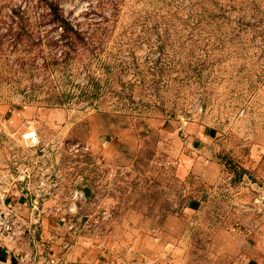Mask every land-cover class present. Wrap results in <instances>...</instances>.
<instances>
[{
	"label": "rangeland",
	"instance_id": "374dc122",
	"mask_svg": "<svg viewBox=\"0 0 264 264\" xmlns=\"http://www.w3.org/2000/svg\"><path fill=\"white\" fill-rule=\"evenodd\" d=\"M55 2L90 36L65 63L3 30L13 5L32 3L33 20L34 0H0V154L44 172L37 205L60 207L71 234L109 255L101 264L264 255V0ZM90 77L97 92L84 99ZM38 238L26 245L36 257Z\"/></svg>",
	"mask_w": 264,
	"mask_h": 264
},
{
	"label": "crops",
	"instance_id": "0c3cea01",
	"mask_svg": "<svg viewBox=\"0 0 264 264\" xmlns=\"http://www.w3.org/2000/svg\"><path fill=\"white\" fill-rule=\"evenodd\" d=\"M4 155L7 154H0V174L8 171L15 172L20 164L16 168H13V165H7L9 160ZM33 195L35 197L34 190H27L21 184L13 185L8 195V202L14 207V212L17 215L30 218L31 215L36 213L32 208ZM38 206L39 209L37 208V210L40 217L39 222L35 225V231L39 237V250L43 256L56 257L59 264H101L107 262L109 255L105 256V254H100V250L85 247L81 240L71 234V231H69L71 228L68 227V224L46 218L48 216L47 212H52V210H47L43 204ZM32 241L33 236L23 237L14 250H9L0 243V264H17L21 256L29 254L27 243ZM241 257L242 261L245 260L244 264H264V255L261 256L258 252L256 255L250 256L248 252L243 251ZM29 264H42V262L34 260Z\"/></svg>",
	"mask_w": 264,
	"mask_h": 264
},
{
	"label": "trees",
	"instance_id": "16d2710c",
	"mask_svg": "<svg viewBox=\"0 0 264 264\" xmlns=\"http://www.w3.org/2000/svg\"><path fill=\"white\" fill-rule=\"evenodd\" d=\"M33 5H37V8L39 9V12L36 16H34L33 20H31L29 15V8H31L32 3L30 6H27L26 9L20 5H13L9 8V21H4L6 24L3 26V30L9 34H13L15 39L14 44L18 43V45L22 46V48L47 45L56 48V50L60 49L62 53H65V56L61 58V61L64 63V60H68V58H65L66 49L75 51L79 46H87L89 44V41L87 42V40L90 39V36H85L75 24L68 21L60 13L59 6L55 0H34ZM46 25L50 26L51 30L45 32L46 42H43V39L34 37V35L39 26L44 27ZM49 32H55L56 35L51 36L48 34ZM3 47L4 41H0V51L3 49ZM29 60L30 59H27V62L32 64V62L30 63ZM17 64H24V61L20 59ZM50 64L51 66L58 65V59L52 57ZM64 79H66L65 82L67 79L68 82H70L69 76H67V78L65 76ZM93 86L94 88H92V90L95 89L97 92L98 85L90 77V79L86 80L85 86L80 89L79 95L85 97L84 99H91L95 97L96 92L93 94V92H89L90 90H88L89 87ZM54 88L56 90H61L59 96L61 101L71 97V94L65 92V90H62L63 87L56 85Z\"/></svg>",
	"mask_w": 264,
	"mask_h": 264
},
{
	"label": "built area",
	"instance_id": "2783aa9c",
	"mask_svg": "<svg viewBox=\"0 0 264 264\" xmlns=\"http://www.w3.org/2000/svg\"><path fill=\"white\" fill-rule=\"evenodd\" d=\"M23 140L28 141V145L30 143L31 147H34L39 143L38 135L33 130L25 132L23 134ZM31 164L32 161L29 160L25 163H21L20 167L17 168L15 172L11 173L8 171L0 174V243L9 250H14L17 243L21 242V239L25 234L30 235V237L33 236L35 232V225L39 222L40 217V213L37 210V198L42 200L43 198L41 197L50 194L49 190L44 188V172L40 167H34ZM37 172L40 175H37ZM18 184H21L27 190L31 189L33 184H36L38 187V190L34 192L35 198L32 202V208L36 211V213L31 215L30 218L24 219L20 215H17L14 212V207L8 202V195L11 187ZM74 195L79 196V198L83 197L82 192L76 191ZM71 209L72 208H69V210ZM60 210L61 208L57 207L54 212L48 211L47 213L57 214ZM58 221L64 222L65 224L68 223L61 213H59ZM68 227L71 228L72 225L68 224ZM8 246L11 247L9 248ZM25 256H21L17 264H29L34 260H40L42 264H59L58 259L53 256L39 255L36 257L33 254Z\"/></svg>",
	"mask_w": 264,
	"mask_h": 264
}]
</instances>
